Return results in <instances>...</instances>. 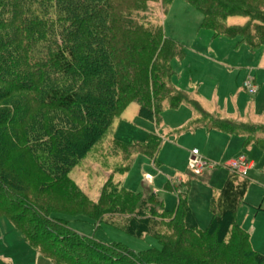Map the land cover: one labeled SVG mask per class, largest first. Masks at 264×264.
<instances>
[{
  "label": "trees",
  "instance_id": "1",
  "mask_svg": "<svg viewBox=\"0 0 264 264\" xmlns=\"http://www.w3.org/2000/svg\"><path fill=\"white\" fill-rule=\"evenodd\" d=\"M155 1L0 0V110H9V116H0V151L6 153L11 145L26 158V166L19 163L14 171L0 160V219H9L52 264H218L217 256L229 241L228 264H264V255L252 248L249 234L236 221L250 187L249 179L236 174L228 175L213 201L206 230L198 228L186 192L176 190L174 211L160 206L166 230L152 236L159 248L133 252L122 243L101 244L79 236L58 217L83 216L100 226L110 223L108 213L117 210L131 215L129 227L120 229L137 239H143L146 225L155 218L151 214L146 221L139 214L148 202L141 192L114 183L106 187L112 197L104 200L101 195L94 204L70 177L74 168L100 152L99 145L130 104L139 105L141 118L158 119L165 102L176 108L189 101L172 83V64L183 59L184 51L159 25L142 21ZM172 1L161 0L165 10ZM185 1L201 13V29L211 31L214 39H240L252 51L264 47V0ZM232 15L248 20L228 25ZM17 118L19 130L10 129ZM160 145L155 134L144 144L108 142L123 161L141 155L155 162ZM103 158L109 162L107 155ZM116 169L120 167L113 173ZM28 176L42 183L30 185ZM58 183L66 192L62 206L42 196ZM166 189L175 190L170 184ZM57 205L75 212H62ZM188 234L210 241L211 251L196 255L201 250L189 243Z\"/></svg>",
  "mask_w": 264,
  "mask_h": 264
},
{
  "label": "rangeland",
  "instance_id": "2",
  "mask_svg": "<svg viewBox=\"0 0 264 264\" xmlns=\"http://www.w3.org/2000/svg\"><path fill=\"white\" fill-rule=\"evenodd\" d=\"M132 4L137 8V4ZM147 11V14H142V21L149 27L154 26L152 24L159 25L165 37L177 43L184 51L183 59L173 64L176 73L172 83L189 101L176 108H171L165 102L158 119L141 118L139 105L130 104L109 135L104 138L101 146L99 145L100 152L96 150L94 155L74 168L70 177L94 204L100 200L101 195H106L104 200L112 197L111 191L106 190L107 185L109 188L114 183L125 188L130 186L132 191L143 193V200H148L143 206V212L139 214L146 217V221L151 214L155 218L146 225L149 230L143 234V239H137L120 229V225L129 227L131 215L117 210L113 214L108 213L107 219L110 223L100 226L83 216L58 217L67 222L79 236L101 244L122 243L133 252L159 248V243L152 236L166 230V222H161L160 206L167 212L174 211L179 201L175 191L186 192V200L198 228L206 230L212 219L213 201L217 200L227 176L235 174L227 169L225 164L230 160L245 157L254 162L255 168L248 173V177L238 175L243 179L248 178L251 185L245 202L236 214V221L248 233V228L253 230L250 233L254 237L252 244L255 249L264 251V47L252 51L240 39L213 40L210 31L201 29V13L185 0H173L167 10L161 0L151 2ZM247 20L241 15H232L226 23L243 25ZM246 81H251L257 87L255 94L244 88ZM8 111L0 110V116H9ZM17 120L18 118L11 120L10 129L19 130L20 122L16 125ZM150 134H155L161 140L155 162L144 158L136 160L137 156L131 161H123L121 154L108 147L110 139H117L126 144H144ZM8 148L6 153L0 151L3 153L0 154L2 165L7 168L11 165L10 169L13 171L19 167V163L26 166L23 151H14L11 145ZM193 150H197L208 163L201 175L195 174L189 165ZM103 155L108 156L109 162L104 161ZM108 164L120 169L113 173V168L103 167ZM28 179L29 184L33 186L38 187L42 183L31 176H28ZM168 184L174 186L175 190L168 191ZM56 185L42 196L43 199L50 200V203L62 206L66 192L64 186L59 183ZM32 192L31 190L30 194ZM59 209L67 213L75 212L73 208ZM164 218L166 221L170 220L168 216ZM139 221L141 220L137 223ZM4 225L13 232L7 235V239H0V259L8 258L15 264H30L31 257L20 260L18 255L20 245L16 243L14 235L23 239L22 234L14 228L9 219L0 221V232L8 230ZM230 230L225 238L226 243L231 234ZM188 235L189 243L201 250V254L195 253L196 255L202 257L204 252L211 251L210 241L198 240L192 234ZM229 245L226 246V251L218 254V264H228L230 261V241ZM40 261L50 264L45 260Z\"/></svg>",
  "mask_w": 264,
  "mask_h": 264
},
{
  "label": "crops",
  "instance_id": "3",
  "mask_svg": "<svg viewBox=\"0 0 264 264\" xmlns=\"http://www.w3.org/2000/svg\"><path fill=\"white\" fill-rule=\"evenodd\" d=\"M246 18V17H245ZM207 31V30H206ZM211 32V31H210ZM212 33V32H211ZM212 35H213V33H212ZM213 37V36H212ZM218 39V38H217ZM213 40H214V37H213ZM195 44L196 45H198V43L197 42H195ZM194 44V45H195ZM177 61V60H176ZM175 63V61L173 62V64ZM172 64V65H173ZM176 73V72H175ZM175 76V75H174ZM175 86V85H174ZM252 141V140H251ZM255 143H258V142H255ZM191 157V156H190ZM141 158H144V159H147V160H150V159H148V158H146V157H144V156H141V155H139V156H137L136 157V160H139V159H141ZM151 161V160H150ZM250 161V160H249ZM250 163L252 164V168H251V170L249 171V174L254 170V168H255V164H254V162L253 161H250ZM134 167H135V163H134ZM134 169V168H133ZM204 172V171H203ZM249 176V175H248ZM247 176V177H248ZM147 177H149V176H147ZM228 177V176H227ZM227 179V178H226ZM248 179V178H247ZM250 181V180H249ZM225 183V182H224ZM250 185H251V182H250ZM128 190H131V188H130V186L129 187H126ZM250 188V187H249ZM132 191V190H131ZM249 191V190H248ZM246 198V197H245ZM244 202H245V200H244ZM242 206V205H241ZM241 208V207H240ZM240 210V209H239ZM7 218H2V219H0V221L1 220H6ZM4 226H6L5 228H7L8 230H6V232H0V239L1 238H3V239H7V235L9 236V233L10 232H13V231H11V229L9 230V227H7V225H4ZM15 228V227H14ZM19 231V230H18ZM248 231L251 233V231H253V230H251V229H249L248 228ZM20 232V231H19ZM247 232V231H246ZM21 233V232H20ZM248 233V232H247ZM250 233H248L249 234V236H250V243H251V245H252V248L256 251V252H258V253H260V254H263L264 255V251L263 250H257V249H255V247H254V245L252 244V242H251V240H252V238H254ZM22 234V233H21ZM15 237V239H16V243L18 244V245H20L19 246V258H20V260H23L24 258H26L27 256H29V257H31V263L30 264H43L40 260H45V261H47L48 263H50V264H52L50 261H48V260H46V259H44L38 252H36L32 247H30L28 244H27V242L24 240V237H23V235H22V237H23V239L22 238H20L19 237V235H14ZM254 240V239H253ZM255 241V240H254ZM1 259H3V258H1ZM1 259H0V264H15V262L13 261V260H11V259H8V258H5V259H3L4 260V262H2L1 261Z\"/></svg>",
  "mask_w": 264,
  "mask_h": 264
},
{
  "label": "built area",
  "instance_id": "4",
  "mask_svg": "<svg viewBox=\"0 0 264 264\" xmlns=\"http://www.w3.org/2000/svg\"><path fill=\"white\" fill-rule=\"evenodd\" d=\"M244 88L253 94H255L257 91V87H255L251 81H246L244 83ZM189 165L191 170H193V172L197 175H201L204 169L208 167L207 161L200 156V153L197 150H193L191 152ZM225 167L241 177H247L249 171L252 168V164L245 157H239L237 159L228 161L225 164Z\"/></svg>",
  "mask_w": 264,
  "mask_h": 264
}]
</instances>
